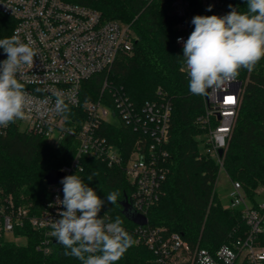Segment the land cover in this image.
<instances>
[{"label": "built area", "instance_id": "obj_1", "mask_svg": "<svg viewBox=\"0 0 264 264\" xmlns=\"http://www.w3.org/2000/svg\"><path fill=\"white\" fill-rule=\"evenodd\" d=\"M143 1L149 4L157 0ZM199 2L206 10L211 6L213 15L223 16L231 11L223 0ZM194 3L195 0H173L171 4L170 13L179 31L176 44L180 48L183 42L178 43V38L186 41L193 31ZM0 13L14 20L11 36L18 32L23 42L38 51L33 67L25 68L18 77L33 103L24 119L0 128V136L16 127L48 143L54 141L56 146L66 138L75 140L74 158L57 170L65 176L79 171V167L83 169L84 158L101 160L109 167L123 166L135 187L130 203L136 213L147 217L151 207L159 202L169 173L170 155L166 146L173 107L160 89L159 99L137 107L123 87L111 81L115 67L124 64L133 52L134 35L130 25L106 21L100 11L65 0H0ZM1 54L5 55L0 59L3 61L7 55L3 49H0V58ZM180 72L188 77L184 64ZM93 78H98L100 94L96 100L86 101L88 93L84 84ZM57 95L70 109L67 119L52 110ZM228 96L234 97L235 102H227ZM241 96L242 83L237 78L202 96L204 113L196 120L206 129L201 154L214 159L220 171H224L222 159L238 117ZM104 124H123L138 134L127 159L106 136ZM221 149L222 157L219 156ZM47 186L50 197L39 211L18 203L12 195L0 190V244H18L22 240L26 243L27 236L17 235V231L31 227L41 235L37 251L46 256L51 253L56 240L50 225L59 219L58 211L64 210L57 204V197L63 199V185ZM229 198L226 207L241 211L248 230L215 251L202 248L199 243L191 244L181 234L152 227L149 221L144 226L137 225L132 236L136 244L144 245L153 253L151 264H264V246L260 244V237L264 235V202L253 205L239 182H232Z\"/></svg>", "mask_w": 264, "mask_h": 264}, {"label": "trees", "instance_id": "obj_2", "mask_svg": "<svg viewBox=\"0 0 264 264\" xmlns=\"http://www.w3.org/2000/svg\"><path fill=\"white\" fill-rule=\"evenodd\" d=\"M65 1L94 8L106 21L130 25L133 52L124 64L115 67L111 81L122 86L137 107L159 99V89L172 104L166 146L169 173L159 202L147 214L149 225L181 234L191 244L199 243L210 251L243 236L248 229L241 211L224 206L215 190L220 165L201 154L206 129L196 120L204 113V104L202 96L189 91V77L180 72L184 58L183 48L176 44L179 31L170 13L173 0L149 4L143 0ZM223 1L240 12L247 11V0ZM193 9L196 15H213L199 0H195ZM13 27L14 20L0 13V39L11 37ZM237 79L242 83L241 106L222 164L228 178L239 182L249 201L257 206L258 190L264 187V59L251 72L242 68ZM84 89L88 93L86 101L96 100L100 94L98 78L86 82ZM103 127L127 159L138 134L123 124ZM76 148L77 142L71 138L53 146L40 136L13 127L7 135L0 136V190L39 211L50 197L46 176L70 164ZM81 164L83 170L70 175L77 174L105 201L99 213L104 220L114 222L119 217L132 236L137 224L124 214L123 203L130 201L135 187L124 167H109L101 160L88 158ZM93 173L97 175L89 182ZM113 191L120 192L116 205L106 200ZM17 235L27 236V242L0 244V264H82L75 257L65 256L66 249L56 241L49 255L37 251L41 235L31 227L17 231ZM260 244L264 246V235ZM152 259L153 253L147 247L135 243L116 264H151Z\"/></svg>", "mask_w": 264, "mask_h": 264}, {"label": "clouds", "instance_id": "obj_3", "mask_svg": "<svg viewBox=\"0 0 264 264\" xmlns=\"http://www.w3.org/2000/svg\"><path fill=\"white\" fill-rule=\"evenodd\" d=\"M226 15H196L191 23L194 30L183 42L184 65L189 77V91L193 95H207L225 83L235 81L240 70L251 72L264 59V0H247V11L240 12L229 5ZM209 6L208 11H211ZM0 49L7 58L0 61V128L24 119L32 105V97L25 91L21 77L25 68H32L38 51L23 42L18 32L0 39ZM67 119L70 112L64 99L57 95L52 109ZM82 171V168H78ZM93 173L88 177L92 181ZM63 199L57 204L59 219L53 220L51 235L66 251L82 264H116L136 241L122 227L119 217L106 223L99 213L105 204L77 174L62 178ZM119 191L106 196L116 205Z\"/></svg>", "mask_w": 264, "mask_h": 264}, {"label": "water", "instance_id": "obj_4", "mask_svg": "<svg viewBox=\"0 0 264 264\" xmlns=\"http://www.w3.org/2000/svg\"><path fill=\"white\" fill-rule=\"evenodd\" d=\"M4 57H5V55L1 54L0 59H2ZM223 154H224V151L222 149L219 150V156L222 157ZM63 177H65V175L63 173H61L57 170H53V171L48 173V175L45 178V181L48 185H55V184H59ZM123 206H124V214L127 216V218L129 220H131L132 222H134L135 224H137L139 226H144L148 223V219L146 216L140 215V214L135 212L130 201L126 200L123 203Z\"/></svg>", "mask_w": 264, "mask_h": 264}, {"label": "rangeland", "instance_id": "obj_5", "mask_svg": "<svg viewBox=\"0 0 264 264\" xmlns=\"http://www.w3.org/2000/svg\"><path fill=\"white\" fill-rule=\"evenodd\" d=\"M125 80L128 81V78H126ZM50 143L55 146L57 145V143L54 141H50ZM231 189H232V181L228 178V176L226 175L224 171H220L218 175L217 183L215 186V190L224 206H227L229 204V201H230L229 193ZM257 201L264 202V195L259 193L257 196ZM8 238H10V235H8ZM17 243L24 244L25 242L22 240Z\"/></svg>", "mask_w": 264, "mask_h": 264}, {"label": "snow or ice", "instance_id": "obj_6", "mask_svg": "<svg viewBox=\"0 0 264 264\" xmlns=\"http://www.w3.org/2000/svg\"><path fill=\"white\" fill-rule=\"evenodd\" d=\"M227 102H235V98L232 96L227 97Z\"/></svg>", "mask_w": 264, "mask_h": 264}, {"label": "crops", "instance_id": "obj_7", "mask_svg": "<svg viewBox=\"0 0 264 264\" xmlns=\"http://www.w3.org/2000/svg\"><path fill=\"white\" fill-rule=\"evenodd\" d=\"M261 193L262 195H264V191H263V187H261L259 190H258V194Z\"/></svg>", "mask_w": 264, "mask_h": 264}]
</instances>
